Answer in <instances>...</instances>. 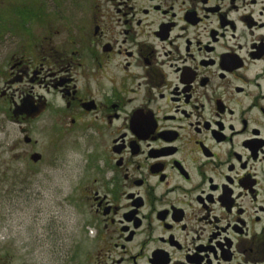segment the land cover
I'll return each mask as SVG.
<instances>
[{
  "label": "flooded vegetation",
  "instance_id": "flooded-vegetation-1",
  "mask_svg": "<svg viewBox=\"0 0 264 264\" xmlns=\"http://www.w3.org/2000/svg\"><path fill=\"white\" fill-rule=\"evenodd\" d=\"M81 2L0 96L44 108L51 165L87 152L82 264H264V0Z\"/></svg>",
  "mask_w": 264,
  "mask_h": 264
},
{
  "label": "rangeland",
  "instance_id": "rangeland-1",
  "mask_svg": "<svg viewBox=\"0 0 264 264\" xmlns=\"http://www.w3.org/2000/svg\"><path fill=\"white\" fill-rule=\"evenodd\" d=\"M77 1L0 0V95L9 57L31 58V45H41L45 38L56 40L63 27L71 28L72 23H66L77 15L73 12ZM81 7L77 18L83 15L85 22L93 9L101 15L115 10L110 0H82ZM7 112L0 96V188L9 191L0 198V258L10 264H71L72 254L82 264V252L90 245L83 249L74 243L81 240L82 218L87 215L79 198L81 188H77L89 170L87 152L76 148L74 137L69 136L67 148L64 143L57 145L63 151L56 154L59 160L53 166L43 120L20 125ZM23 128L32 140L30 146L24 141ZM35 153L42 160L34 164L30 157ZM55 235H61L62 241L53 242Z\"/></svg>",
  "mask_w": 264,
  "mask_h": 264
},
{
  "label": "water",
  "instance_id": "water-1",
  "mask_svg": "<svg viewBox=\"0 0 264 264\" xmlns=\"http://www.w3.org/2000/svg\"><path fill=\"white\" fill-rule=\"evenodd\" d=\"M44 108L42 106H36L32 104L29 100H24L20 107H17L14 111V116H26L29 120H35L40 118ZM26 143H30L31 139L29 137L25 138ZM41 156L37 153L31 156V161L35 164L41 161Z\"/></svg>",
  "mask_w": 264,
  "mask_h": 264
},
{
  "label": "trees",
  "instance_id": "trees-1",
  "mask_svg": "<svg viewBox=\"0 0 264 264\" xmlns=\"http://www.w3.org/2000/svg\"><path fill=\"white\" fill-rule=\"evenodd\" d=\"M23 13H24V12H18V13H15V14H18V15H19V14H23Z\"/></svg>",
  "mask_w": 264,
  "mask_h": 264
}]
</instances>
